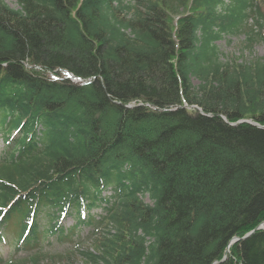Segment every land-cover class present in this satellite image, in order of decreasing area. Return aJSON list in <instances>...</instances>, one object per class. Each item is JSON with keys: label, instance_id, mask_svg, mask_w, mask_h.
Here are the masks:
<instances>
[{"label": "trees", "instance_id": "16d2710c", "mask_svg": "<svg viewBox=\"0 0 264 264\" xmlns=\"http://www.w3.org/2000/svg\"><path fill=\"white\" fill-rule=\"evenodd\" d=\"M16 1L0 0V264H264V228L244 237L264 223V57L217 45L264 39V0Z\"/></svg>", "mask_w": 264, "mask_h": 264}, {"label": "rangeland", "instance_id": "374dc122", "mask_svg": "<svg viewBox=\"0 0 264 264\" xmlns=\"http://www.w3.org/2000/svg\"><path fill=\"white\" fill-rule=\"evenodd\" d=\"M9 6L12 8H19L17 1L16 0H4ZM128 2H131L133 4H136L137 0H127ZM263 36H264V30ZM244 39V34H232V35H226L224 38L219 40L217 42V45L219 46V51L222 53V58H237L239 57L240 60H250L254 57H264V40L256 41L251 47H246L242 44ZM192 82L194 86L198 85V80L195 78H192ZM2 148V142L0 140V151ZM111 191L110 189L105 190L104 195L110 194ZM143 201L146 203H151L152 201L150 200L148 195L142 196ZM91 214L95 215L97 218L99 217L100 213L102 212L101 208L99 206L94 207L90 210ZM87 211L85 215H82L81 219L86 218ZM84 216V217H83ZM47 219L45 218L44 222H46ZM77 221V218L74 215H68L62 220V224L65 228L70 229L73 227L75 222ZM92 229V226L89 224H80L77 228V231L80 235H86L87 232H89ZM73 238H77V236H73ZM52 242L53 246L56 247L58 250H61L69 245V241H59L57 239H50ZM9 250V245L5 242L2 241L0 242V255L3 257H6L8 254ZM28 250H20L17 252L14 256H19V255H24L27 254ZM78 264H83L82 262L78 261ZM22 264H27V263H22ZM59 264H66V263H59Z\"/></svg>", "mask_w": 264, "mask_h": 264}, {"label": "water", "instance_id": "95a60500", "mask_svg": "<svg viewBox=\"0 0 264 264\" xmlns=\"http://www.w3.org/2000/svg\"><path fill=\"white\" fill-rule=\"evenodd\" d=\"M83 81H86L85 79H82ZM239 122H242V121H237V122H235V123H233V124H238ZM258 228H260V225L259 226H257L254 230H252V231H250L249 233H247L246 235H245V237H247V236H249L250 234H252L256 229H258ZM237 238H235L234 240H236Z\"/></svg>", "mask_w": 264, "mask_h": 264}]
</instances>
